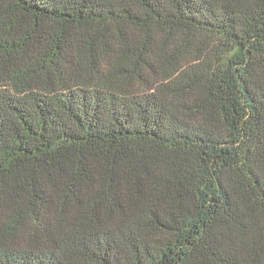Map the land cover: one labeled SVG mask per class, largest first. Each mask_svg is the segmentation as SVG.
<instances>
[{
  "label": "trees",
  "instance_id": "obj_1",
  "mask_svg": "<svg viewBox=\"0 0 264 264\" xmlns=\"http://www.w3.org/2000/svg\"><path fill=\"white\" fill-rule=\"evenodd\" d=\"M0 264H264V0H0Z\"/></svg>",
  "mask_w": 264,
  "mask_h": 264
}]
</instances>
